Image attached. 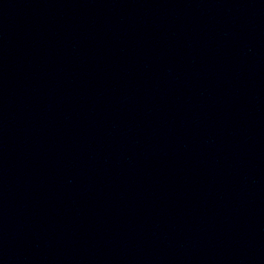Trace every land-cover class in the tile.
<instances>
[{
    "label": "water",
    "instance_id": "water-1",
    "mask_svg": "<svg viewBox=\"0 0 264 264\" xmlns=\"http://www.w3.org/2000/svg\"><path fill=\"white\" fill-rule=\"evenodd\" d=\"M0 264H264V0H0Z\"/></svg>",
    "mask_w": 264,
    "mask_h": 264
}]
</instances>
